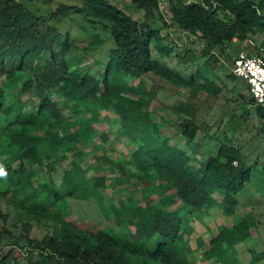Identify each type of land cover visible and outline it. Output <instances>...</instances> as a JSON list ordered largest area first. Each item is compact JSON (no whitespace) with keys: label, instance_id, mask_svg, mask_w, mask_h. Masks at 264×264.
Segmentation results:
<instances>
[{"label":"trees","instance_id":"trees-1","mask_svg":"<svg viewBox=\"0 0 264 264\" xmlns=\"http://www.w3.org/2000/svg\"><path fill=\"white\" fill-rule=\"evenodd\" d=\"M131 1L142 11L143 20L110 0L62 3L49 15H38L19 0H0V72L6 73L0 88V114L8 119L0 129V149H7L0 158L7 184L1 190L4 182L0 179V202L23 214L19 232L0 228V264H192L184 243L185 211L209 214L219 206L227 217L236 215V196L250 178L239 149L223 142L216 153L201 160L169 138L145 135L160 128L152 127L158 124L150 115L158 93L148 88L142 77L155 74L189 87L193 82L154 59V47L162 56L172 50L156 26L157 16L165 26L204 42L202 54H209L207 64L216 50L231 58L253 35L264 34V0H169V23L160 10L163 0ZM70 13L100 21L110 31L113 47L100 75L77 66L71 36L62 30ZM104 42L96 40L97 46ZM83 49L88 52L90 47ZM189 51L182 59L190 56ZM230 77L237 76L232 72ZM6 89L14 92L16 103L12 100L5 106ZM54 92L59 100L53 99ZM250 105L256 106L264 122V104H257L252 96L242 112L247 113ZM63 106L72 107L73 114L66 116ZM104 112L118 117L121 135L136 144L131 165L121 163L131 190L118 207L111 206L113 225L88 230L82 223L68 221V214L61 210L67 205L60 202L73 195L97 199L100 189L109 185L105 176L87 177L83 164L77 161L84 155L79 143L92 142L97 136L94 123L101 116L111 119L108 113L102 115ZM80 114L86 118L79 119ZM198 128L188 121L183 131L192 139ZM58 165L65 169L64 183L72 188L62 194L49 178L40 192L34 166L51 170ZM146 181L151 187L142 194L144 203L137 199V189ZM154 195L158 198L153 199ZM172 206L176 207L169 210ZM0 218L7 221L9 209L0 208ZM253 225L246 213L231 225H220L209 240L205 259L220 264L215 250L241 243ZM35 226L43 230L42 236L33 234ZM122 226L134 227L144 239L142 244L133 243L132 233L123 232ZM149 240L156 241L153 250L146 245Z\"/></svg>","mask_w":264,"mask_h":264},{"label":"rangeland","instance_id":"rangeland-1","mask_svg":"<svg viewBox=\"0 0 264 264\" xmlns=\"http://www.w3.org/2000/svg\"><path fill=\"white\" fill-rule=\"evenodd\" d=\"M19 1L38 15H49L62 3L82 5L84 0ZM110 1L135 18L143 20L142 11L137 9L131 0ZM178 1L191 3L201 0ZM160 6L164 19L169 23L171 19L168 9L169 0H163ZM156 19V26L162 30L161 34L166 37L165 42L172 50L168 56H162L154 47V59L176 70L185 80L193 79V82L189 87L174 84L155 74L142 77L146 86L152 87L158 93V98L151 104L150 115L154 123L158 124L152 127L156 126L155 130L157 127L160 128L159 131L148 130L145 135L149 132L151 135H159L162 139L169 138L173 144L201 160L206 159L215 150L217 151L221 143H228L235 149H239L246 167L250 170L249 180L236 196L238 206L235 216L227 217L219 206L212 208L209 214L185 211L184 224L187 225V229L184 243L189 248L188 256L192 264H217L205 259L204 253L209 248V240L218 233L220 225H231L238 217L246 213L249 220L254 223L250 228L249 236L234 246L217 248L215 258L219 259L220 264H250L255 259H258L256 264H264V122L257 115L255 105L248 106L247 113L242 112L243 106L246 108L247 102L252 97L250 88L247 82L230 77L234 59L240 50L264 57V34L253 35L251 40L244 43L231 58L224 57L219 50H216L215 57L205 64L209 54H202L204 42L179 28L165 26L159 16ZM102 24L100 21H90L84 14L76 13H70L62 24L63 32H69L71 36V45L75 56L78 57L77 66L82 71L97 75H100L106 66L113 47L110 31ZM96 40L105 42L97 46ZM86 47H90L88 52L83 49ZM187 50H190V56L182 59V54ZM5 79L6 73L0 72V88L6 82ZM10 89H6L5 92V106L13 101L17 102L14 92ZM52 96L53 99L59 100L57 92H54ZM62 110L66 116L73 114L70 106H63ZM106 113L111 115V119L107 121L101 116L100 120L94 123L97 131L94 140L89 143L84 141L79 143V146L83 147L84 155L78 157L77 161L83 164L87 177L105 176L109 185L100 189L97 199L93 197L81 199L73 195L68 197V201L60 202L62 206L67 205V209H61L63 215L68 214L66 219L75 224L82 223L88 230H96L105 224L113 225L111 206L118 207L126 197L130 196L129 190H131L128 185L131 180H128L123 173L121 163L124 161L122 164L126 167L131 165V153L136 144L130 143L128 138L121 135L119 118L111 112H104L102 115ZM78 117L79 119L86 118L84 114ZM7 121L8 119L0 114V129ZM188 121L199 126L192 139L183 131ZM6 150L0 149V158H2L1 155L5 156ZM14 165L16 166V163ZM34 168L36 169L35 184H38L40 192H44L42 184L44 185L46 179L49 178L54 180L56 188L62 194H66L72 188L63 181L65 169L62 165L51 168V170H47L45 166L43 168L34 166ZM0 179L2 183L4 182L1 188L3 190L7 186L6 179L3 176H0ZM150 187L149 181L142 183L141 188L137 189V199L145 203L146 199L142 194L148 193ZM152 198L157 199L158 197L154 195ZM217 198L220 199V196ZM175 207H169V210ZM0 208L6 212L9 209V219L5 221L0 218V228L6 226L16 233L19 232L23 214L12 207L7 208L3 202H0ZM128 230L133 235L130 236L133 243L142 244L144 239L136 233L134 227L126 229L122 226V231L129 235ZM43 233L41 228L35 226L33 234L42 236ZM155 243V240H149L146 245L153 250Z\"/></svg>","mask_w":264,"mask_h":264},{"label":"built area","instance_id":"built-area-1","mask_svg":"<svg viewBox=\"0 0 264 264\" xmlns=\"http://www.w3.org/2000/svg\"><path fill=\"white\" fill-rule=\"evenodd\" d=\"M232 72L247 82L257 104H264V58L241 51L234 59Z\"/></svg>","mask_w":264,"mask_h":264},{"label":"clouds","instance_id":"clouds-1","mask_svg":"<svg viewBox=\"0 0 264 264\" xmlns=\"http://www.w3.org/2000/svg\"><path fill=\"white\" fill-rule=\"evenodd\" d=\"M3 175H5V173L3 172L2 169H0V176H3Z\"/></svg>","mask_w":264,"mask_h":264},{"label":"crops","instance_id":"crops-1","mask_svg":"<svg viewBox=\"0 0 264 264\" xmlns=\"http://www.w3.org/2000/svg\"><path fill=\"white\" fill-rule=\"evenodd\" d=\"M232 78V77H231ZM236 78H239V79H241V80H243V81H245L244 79H242V78H240V77H236ZM234 79V78H233ZM246 82V81H245ZM251 106V105H250Z\"/></svg>","mask_w":264,"mask_h":264}]
</instances>
